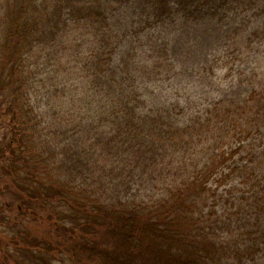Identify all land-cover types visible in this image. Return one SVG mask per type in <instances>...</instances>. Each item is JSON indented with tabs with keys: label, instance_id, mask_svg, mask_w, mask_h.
<instances>
[{
	"label": "trees",
	"instance_id": "obj_1",
	"mask_svg": "<svg viewBox=\"0 0 264 264\" xmlns=\"http://www.w3.org/2000/svg\"><path fill=\"white\" fill-rule=\"evenodd\" d=\"M4 2L0 120H8L0 121V198L12 193L14 209L29 219L17 227L21 244L0 236V264L15 258L3 249L10 244L20 253L18 264H222L217 191L233 179L243 187L248 213L241 217L239 206L236 220L229 215L224 222L238 225L244 252L264 243V86L241 102L176 101L150 115L141 109L139 85L170 79L164 38L180 21L231 20L242 12L251 19L264 9L261 0H148L146 25L155 32L145 71L139 62L115 63L127 35L110 16L122 0ZM76 29L84 35L75 36ZM249 37L264 39V21ZM65 42L85 74L55 85L63 92L47 105L55 144L42 133V79L32 66L36 51L52 55ZM225 49L220 67L228 65ZM63 150L73 157L63 158ZM8 210L4 202L0 221ZM39 210L49 224L39 223L38 231L32 227Z\"/></svg>",
	"mask_w": 264,
	"mask_h": 264
},
{
	"label": "rangeland",
	"instance_id": "obj_2",
	"mask_svg": "<svg viewBox=\"0 0 264 264\" xmlns=\"http://www.w3.org/2000/svg\"><path fill=\"white\" fill-rule=\"evenodd\" d=\"M4 1L6 0H0V26L5 12L1 7L5 3ZM261 3L264 4V0H261ZM147 8L148 0H122L111 13L110 21L115 29L123 35H127L123 38V46L120 48L119 54L116 53L114 56L115 63L118 64L119 60L122 59L131 60L132 64L137 65L139 62L144 71L150 69L151 47L153 45L150 35L153 31L155 32V29L153 30L146 25ZM263 12L264 9L261 10L259 15L251 19L248 13L242 12L234 19L231 17V20L229 17L221 21H215L214 18L204 22L180 21L174 31L164 38L168 44L169 58L173 64L172 75H169L170 79L160 81H152L148 78H145V82L141 80L143 82L139 84L140 92L141 97L144 99L141 109L146 114L152 115L159 112L161 108L172 107L176 101L181 106L192 103L193 106L197 107L202 106L204 102L210 99H227L233 102H241L247 97L252 88L264 86V39L250 40L249 37L250 32L264 21ZM75 25L71 23V27ZM82 30L76 29L74 35L79 37L84 35L81 32ZM230 36L231 38H228ZM230 40L233 43L230 44ZM78 41L72 43L76 45L79 43ZM65 43L66 47L64 45L54 46L52 49L50 47L49 50L51 49V52H53L52 55L46 56L45 52L39 55V51H36L33 56L36 63L35 66H32L34 71L38 73V79H42L40 83L42 85L38 91L40 109L42 114L45 115V121L42 125L44 132L42 133L44 138L48 137L55 144L58 143V139H55L51 133V109L47 106L49 105L48 102L63 94L62 90L55 88V85L59 81H61V85L65 82L72 85L74 81L81 77V73L85 74L75 65L73 45L68 44V42ZM226 47L229 54L226 60L228 65L220 67L219 57L220 55L221 57L227 55L225 53L227 51ZM38 55L40 59L37 60ZM215 59L217 60L215 61ZM205 64H210L213 69H210L209 66L203 68ZM33 97L35 98V96ZM33 100L37 101V99ZM174 108L176 107L174 106ZM60 112H63V110L60 109ZM6 119L8 120V117L0 120L4 122L2 125L7 123ZM2 125H0V131L4 132L5 129L2 130ZM2 132H0V137ZM72 143L75 147L80 145L78 140L72 139ZM62 152L64 153L63 158L73 157L74 154L71 151L65 153L63 150ZM6 193V196L0 198V207L4 202H10V210L3 213L4 221H0V236L11 243L14 239H17L21 244L23 239L17 232V227L21 224H23L21 226L23 227L24 224L28 223L29 218L26 214L14 209L17 201L13 200L11 202L13 194ZM143 193L144 191H140L141 195ZM217 194L221 196L218 197L220 203L215 209L216 214L214 217L219 215L215 232L218 244L222 245L224 250V254L220 257L221 263L264 264V243L259 244L256 248L253 246L249 252H244L246 244L239 238L238 225L234 222L228 226L224 222L229 215L232 222L236 220V210L239 206H242L239 212L241 217L248 213L243 198V187L237 183V179H233L228 188L220 186ZM232 212H235V215ZM48 216L46 211L39 210V220L34 222L32 228H37L39 231V223L46 227L45 225L49 224L47 221ZM19 221L21 222L18 223ZM10 224L12 225L10 226ZM3 249L13 253L15 257L9 263L18 264L17 259L20 261L21 256L14 246L10 244ZM251 251L252 253H250ZM0 253L3 256L2 250ZM54 264H62V262L54 261Z\"/></svg>",
	"mask_w": 264,
	"mask_h": 264
}]
</instances>
